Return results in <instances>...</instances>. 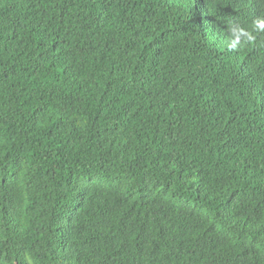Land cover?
Here are the masks:
<instances>
[{
    "label": "trees",
    "instance_id": "trees-1",
    "mask_svg": "<svg viewBox=\"0 0 264 264\" xmlns=\"http://www.w3.org/2000/svg\"><path fill=\"white\" fill-rule=\"evenodd\" d=\"M0 264H264V0H0Z\"/></svg>",
    "mask_w": 264,
    "mask_h": 264
}]
</instances>
